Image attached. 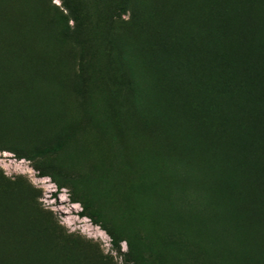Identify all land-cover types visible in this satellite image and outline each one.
<instances>
[{
	"label": "rangeland",
	"instance_id": "1",
	"mask_svg": "<svg viewBox=\"0 0 264 264\" xmlns=\"http://www.w3.org/2000/svg\"><path fill=\"white\" fill-rule=\"evenodd\" d=\"M0 264H264V0H0Z\"/></svg>",
	"mask_w": 264,
	"mask_h": 264
},
{
	"label": "trees",
	"instance_id": "2",
	"mask_svg": "<svg viewBox=\"0 0 264 264\" xmlns=\"http://www.w3.org/2000/svg\"><path fill=\"white\" fill-rule=\"evenodd\" d=\"M62 145L61 144H58L54 147H49V148H45V149H42L39 154L41 155H46V154H50V153H56L58 151H60ZM255 158L249 156V155H246L244 156V160H245V163L246 165L252 169L254 168L255 166H257V161H259V155L257 153H255ZM62 187V185H60ZM85 210H89L92 208V203H88V204H85ZM111 236L113 237V239L116 238V236L114 234H111Z\"/></svg>",
	"mask_w": 264,
	"mask_h": 264
}]
</instances>
